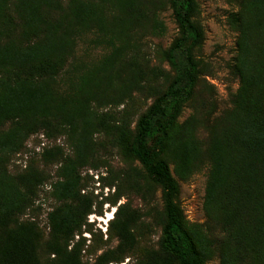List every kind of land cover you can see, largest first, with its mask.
I'll list each match as a JSON object with an SVG mask.
<instances>
[{
    "label": "trees",
    "instance_id": "trees-1",
    "mask_svg": "<svg viewBox=\"0 0 264 264\" xmlns=\"http://www.w3.org/2000/svg\"><path fill=\"white\" fill-rule=\"evenodd\" d=\"M233 3L225 67L236 87L219 109L204 78L209 66L198 57L204 32L196 0H0V264H206L213 257L217 264H264V0ZM164 10L176 33L159 50V64L148 66L131 50L142 37L164 33ZM86 33L110 49L84 66L74 49ZM132 89H145L149 100L134 118L99 110L125 102ZM185 107L190 113L179 121ZM37 133L63 138L68 152L45 146L10 171L11 158ZM96 136L128 165L110 182L99 178L115 189L108 204L125 196L118 181L134 173L133 163L142 184L130 189L142 200L158 190L154 247H139L136 212L124 203L105 238L91 239L86 216H100L101 202L80 193L91 179L80 170L98 167L105 143ZM203 168L204 219L188 222L178 180ZM45 182L52 204L41 227L23 216Z\"/></svg>",
    "mask_w": 264,
    "mask_h": 264
},
{
    "label": "rangeland",
    "instance_id": "rangeland-1",
    "mask_svg": "<svg viewBox=\"0 0 264 264\" xmlns=\"http://www.w3.org/2000/svg\"><path fill=\"white\" fill-rule=\"evenodd\" d=\"M198 6V13L196 16L197 21L202 26L204 32V40L201 48L198 52V57L209 66L210 74L205 76L213 78L216 81L214 86L216 93V100L218 108L221 109L227 104V96L229 92L234 91L236 83L228 76L226 71V63L230 59L233 53L234 45V32L228 28L225 22L226 15L235 10V4L233 0H196ZM160 20L164 25V33L160 36L146 35L142 37L135 50V54L147 61L148 66H156L159 64L158 52L161 49H165L172 38L175 36L176 29L174 22L171 18L169 10H164L160 13ZM93 35L86 33L80 35L76 40L74 49L75 59L87 66L94 60L100 57L104 52H108L110 47L105 44L92 43ZM166 69L164 64H161ZM84 66L79 67V73L83 71ZM150 83L155 84L159 82L157 78L150 77ZM208 82V81H207ZM149 100L146 99V90L141 91L131 90V98L118 106L105 105L99 110L102 112H113L116 117L127 111L131 117H135L140 113L144 107L148 104ZM190 113V109L183 108L179 121H182ZM96 140H101L105 143V149H99L98 155L101 159H98L95 163L98 165L96 169L84 167L80 170L81 175H87L91 179L88 180L85 187L80 191L81 194L87 193L98 205L101 204V215L89 214L86 216V221L91 224L93 236L91 239H97L99 233L102 234V239L105 238V228L109 217H112V213L119 204H127L129 210L136 212V227L139 229V247L147 246L152 248L155 245V241L158 235V228L155 226L154 220L155 212L151 208L159 209V193L155 191L150 198L142 200L137 196L130 185L135 182L142 184L139 177V172L136 171L138 166L131 164L135 170L134 173H130L129 177L121 178L120 184L121 190H124L125 196L118 200L114 206L107 203L105 198H110L114 193V187H108L104 185V181L100 180V177L107 178L110 182L114 180V176L117 173L126 172L127 164L123 162L117 155L116 150L106 143L104 137H95ZM59 145L65 152L67 148L64 145L63 138L56 137L55 139H47L42 134H33L25 142V149L15 154L10 161L9 170L13 171L22 169L25 167L27 161L32 158L36 160V154L42 151L45 146ZM48 172L49 176H53L55 169L54 165H48L43 168ZM51 178V177H50ZM206 178V168L201 169L199 172L191 175L186 181H179V194L178 203L183 211L185 218L188 222H201L203 212L201 209L202 197L204 193ZM50 180H53L51 178ZM123 185V186H122ZM123 187V188H122ZM49 182L43 183L39 188V194L34 201L32 209L26 212L23 218L31 217L38 221L41 227L45 223V214L50 211L52 200L48 196ZM125 188V189H124ZM82 236L86 239L85 244H88L89 235L83 233ZM84 257L83 259H85ZM126 264V260L124 263ZM206 264H217V258L213 257Z\"/></svg>",
    "mask_w": 264,
    "mask_h": 264
},
{
    "label": "built area",
    "instance_id": "built-area-1",
    "mask_svg": "<svg viewBox=\"0 0 264 264\" xmlns=\"http://www.w3.org/2000/svg\"><path fill=\"white\" fill-rule=\"evenodd\" d=\"M206 79H207V81L210 83V84H212L213 86H216L217 84H216V81L213 79V78H208V77H206Z\"/></svg>",
    "mask_w": 264,
    "mask_h": 264
},
{
    "label": "bare ground",
    "instance_id": "bare-ground-1",
    "mask_svg": "<svg viewBox=\"0 0 264 264\" xmlns=\"http://www.w3.org/2000/svg\"><path fill=\"white\" fill-rule=\"evenodd\" d=\"M111 218V216L109 217V219Z\"/></svg>",
    "mask_w": 264,
    "mask_h": 264
}]
</instances>
